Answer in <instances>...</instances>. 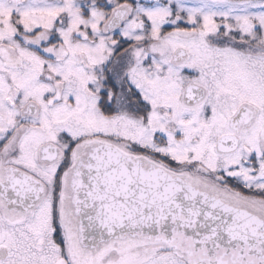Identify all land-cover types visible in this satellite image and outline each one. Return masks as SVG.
Returning a JSON list of instances; mask_svg holds the SVG:
<instances>
[{
    "label": "snow or ice",
    "instance_id": "snow-or-ice-1",
    "mask_svg": "<svg viewBox=\"0 0 264 264\" xmlns=\"http://www.w3.org/2000/svg\"><path fill=\"white\" fill-rule=\"evenodd\" d=\"M0 264H264V0H0Z\"/></svg>",
    "mask_w": 264,
    "mask_h": 264
}]
</instances>
